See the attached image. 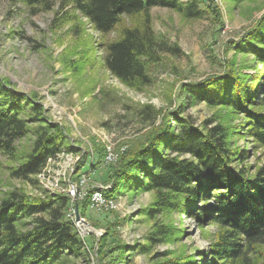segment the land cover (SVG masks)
Here are the masks:
<instances>
[{"label": "rangeland", "instance_id": "374dc122", "mask_svg": "<svg viewBox=\"0 0 264 264\" xmlns=\"http://www.w3.org/2000/svg\"><path fill=\"white\" fill-rule=\"evenodd\" d=\"M211 2L221 15L218 19L208 7L209 0H198L202 9L198 17L185 16L169 7H152L151 24L166 44L159 52V60L149 65V80L130 87L107 68V44L124 27L143 24V14L122 16L120 24L105 35L69 0L33 5L23 0H0V78L31 102L39 103L44 119L36 116L26 98L22 99L28 104L22 112L28 131L24 137L16 138L13 154L0 151V198L13 190L35 198L67 195L68 182L79 179L81 173L87 175L90 185H111L110 176L119 154L143 139L151 128L149 118L155 110V125L163 122L166 112H179L199 128L215 125L229 107H211L204 100L193 102L190 98L183 106L182 85L224 72L235 53L232 41L240 39L264 12V0ZM244 57V53L238 54V59ZM171 117L173 125L176 122ZM244 121L243 112L231 119L234 125L244 126ZM45 122L62 127L70 150L49 156L36 174L27 178L15 176L14 170L26 161L34 147L38 126ZM246 130L247 125L235 140L246 150L243 164L254 172L256 166L264 163V144ZM108 147L116 157L110 163L99 152ZM83 163L85 168L77 171ZM241 164L235 163L238 168ZM156 195V190L117 194L120 206L112 213L95 212L89 207L85 217L94 230L84 237L85 249L75 257V263L100 264L97 252L107 220L119 219L117 235L128 250L116 264H150L174 257L182 249L196 257L195 263L210 264L205 251L216 238L218 226L208 217L201 228L196 213L203 206L209 209L213 199L205 202L199 198L192 211L184 213L178 204L155 205ZM72 201L71 198L69 206ZM78 201L81 199L73 203ZM167 225L180 229L182 236L165 239ZM250 257L253 264H264V246H257ZM105 261L109 263L110 257Z\"/></svg>", "mask_w": 264, "mask_h": 264}, {"label": "trees", "instance_id": "16d2710c", "mask_svg": "<svg viewBox=\"0 0 264 264\" xmlns=\"http://www.w3.org/2000/svg\"><path fill=\"white\" fill-rule=\"evenodd\" d=\"M23 1L30 5L48 2ZM69 1L105 35L120 24L122 16L144 15L143 24L124 27L118 37L107 44V68L130 87L149 80V65L159 60V52L166 44L151 24L152 7H169L188 17L202 14L198 0ZM208 7L220 18L211 0ZM232 43L235 53L222 74L182 85L183 106L190 98L193 102L204 100L211 107H229L219 121L199 128L179 112H166L163 122L155 125V110L149 118L151 128L142 140L121 151L110 176L112 194L156 190L155 205L164 203L166 207H174L178 204L184 213L192 211V205L199 198L205 202L213 199L209 209L203 206L196 213L201 228L208 217L218 226L216 238L205 251L206 257L211 258L210 264H253L250 254L257 246H264V163L256 166L254 172L248 169L243 164L246 150L235 140L247 125L245 133L264 144V12ZM239 53H244L245 57L238 59ZM23 98L32 104L36 116L43 119L39 103L31 102L24 93L0 78V151L8 154L14 153L16 138L24 137L28 131L27 121L22 116L28 104ZM240 112L246 118L244 126L231 122ZM170 116L176 122L173 125ZM36 132L32 151L14 170L17 177L36 174L49 156L71 148L58 123L40 124ZM99 152L104 157L106 149ZM236 162H242L240 168ZM85 166L81 164L77 171ZM93 168L90 164V169ZM70 202L68 195L35 198L16 190L0 198V264H70L71 261L76 264L75 257L83 253L86 241L67 216ZM78 204L80 213L85 216L90 197ZM112 212L114 210L108 211ZM120 223L119 219L107 220L106 233L100 237L97 252L100 264L121 262L128 250V245L117 235L116 227ZM180 236V229L167 225L165 239ZM184 250L150 264H197L196 257ZM108 257L111 261L106 263Z\"/></svg>", "mask_w": 264, "mask_h": 264}, {"label": "built area", "instance_id": "2783aa9c", "mask_svg": "<svg viewBox=\"0 0 264 264\" xmlns=\"http://www.w3.org/2000/svg\"><path fill=\"white\" fill-rule=\"evenodd\" d=\"M116 159L111 147H108L105 155V162L110 163ZM112 184L104 185L102 183L89 184V179L85 173L81 174L79 179L70 180L68 182L66 192L73 201L72 205L67 211V216L71 219L75 226L78 228L80 235L84 238L87 233L93 232L94 228L86 221L85 216H81L80 220H76V205L74 200H84L90 197V209L95 212H106L111 210H117L120 206L117 194H112L110 191Z\"/></svg>", "mask_w": 264, "mask_h": 264}, {"label": "water", "instance_id": "95a60500", "mask_svg": "<svg viewBox=\"0 0 264 264\" xmlns=\"http://www.w3.org/2000/svg\"><path fill=\"white\" fill-rule=\"evenodd\" d=\"M80 219H81V215H80L79 207L78 204H76V220H80Z\"/></svg>", "mask_w": 264, "mask_h": 264}]
</instances>
